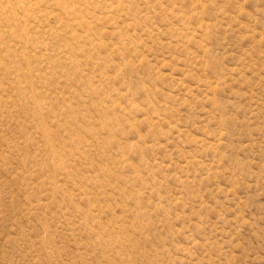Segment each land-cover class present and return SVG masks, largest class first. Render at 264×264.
I'll return each mask as SVG.
<instances>
[{
	"label": "rangeland",
	"instance_id": "374dc122",
	"mask_svg": "<svg viewBox=\"0 0 264 264\" xmlns=\"http://www.w3.org/2000/svg\"><path fill=\"white\" fill-rule=\"evenodd\" d=\"M0 264H264V0H0Z\"/></svg>",
	"mask_w": 264,
	"mask_h": 264
}]
</instances>
